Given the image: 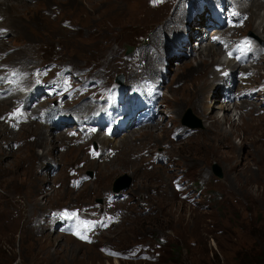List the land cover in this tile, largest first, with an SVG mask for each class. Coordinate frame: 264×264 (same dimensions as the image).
<instances>
[{
  "label": "rangeland",
  "instance_id": "rangeland-1",
  "mask_svg": "<svg viewBox=\"0 0 264 264\" xmlns=\"http://www.w3.org/2000/svg\"><path fill=\"white\" fill-rule=\"evenodd\" d=\"M21 1L31 9L23 10L18 21L2 6L0 69L29 71L59 63L93 71L105 86L123 74L126 86L146 79L148 73L155 78L161 65L167 64L168 72L161 85L158 123L139 132L129 129L112 137L55 131L54 142L47 139L51 145L45 147L37 143V132L53 130L40 122L25 123L13 134L2 131L0 264H262L264 7L257 8L253 21L249 10L245 27L234 34L257 35L259 56L243 65L237 76L228 75L237 79L231 87L236 98H226L232 110L223 128L240 125L233 137L236 147L227 157V149L218 150L219 140L202 132L214 118L224 117L215 98L226 97L218 77L237 64L228 68L218 45L223 68L216 67L212 57L200 63L204 53L195 52V46L212 43L215 31L206 29L201 19L193 23L186 16L185 0H141L145 7L135 17L117 11L102 19L83 14V0ZM253 1L249 6H264V1ZM173 14L179 15L177 21ZM181 27L187 29L190 51L184 48L188 44ZM178 31L177 51L183 55L163 59L168 35ZM197 35L202 39L196 40ZM205 79L210 84L202 87ZM197 89L201 92L193 94ZM84 99L69 102L67 109L75 111L76 104V111H81L86 102H94ZM9 101L0 108V131L3 125V130L9 127L5 115L17 105L16 99ZM210 104L215 107L207 109ZM90 145L102 154L92 153ZM105 167L112 170L109 177L101 173ZM65 208L81 216L71 220L75 230L60 233L50 213Z\"/></svg>",
  "mask_w": 264,
  "mask_h": 264
},
{
  "label": "bare ground",
  "instance_id": "bare-ground-1",
  "mask_svg": "<svg viewBox=\"0 0 264 264\" xmlns=\"http://www.w3.org/2000/svg\"><path fill=\"white\" fill-rule=\"evenodd\" d=\"M54 1L62 2L63 0H54ZM83 1H84L85 6H83L82 13L83 14L86 13L85 15H87V17L88 18H91V19H102V18H105V17H110V16H112L117 11H127L126 12V15L127 16L135 17L139 13V10H141V9H143L145 7V4L144 3H143V5L140 3L141 0H83ZM239 1H240V7L242 6L241 7V10L243 12H245V11L248 12L249 10L252 11V13H251L253 15V17L251 18L252 21L254 19V16L257 15V8L258 7H264L260 3H257L253 7H251V6H249L251 4H248L249 0H239ZM256 1L257 0H254L253 3L256 2ZM260 1H264V0H259V2ZM26 4L27 3H24L21 0H0V17H2L4 15L2 13V8H3L2 6H5L8 9L9 14L10 15H14L16 17V21H18L17 18L21 17V13L23 12V10L31 9L30 6L24 7ZM254 7H256V9ZM57 9L61 12V9H59V8H57ZM118 9H120V10H118ZM88 13H90V14H88ZM173 16H174L175 20L177 21L178 18H179V15L178 14L177 15L173 14ZM197 19H200V18L197 17L196 19H192L191 21L194 23V22L199 21ZM202 21L204 22L205 28L206 29H210V25L207 26L206 23H205V21L203 20V18H202ZM195 25L198 26V24H195ZM9 26L12 27V24L10 23ZM1 27L2 26H0V28ZM256 32L260 33L258 30ZM199 36L200 35H197L196 36V38H197L196 40H198ZM255 36L258 38L257 35H255ZM201 39H202V37H201ZM0 42H3V40H0ZM212 43H210L209 45H207L205 47L203 45H201V43H200L199 45H197L198 47L195 46L196 49H194V51L195 52H198L199 54L203 51L204 56H200L201 57L200 63H205L206 62V57H212V58H214L213 61H216V63H215L216 64L215 65L216 67L223 66V63L221 62L220 57H219L221 55H219V52L215 50V45L217 46V44L216 43H213L212 44ZM1 44H3V43H1ZM187 44H188V46H187L188 48L187 49H189L190 46L192 45L191 44V40H189ZM166 56L169 57V55H166ZM175 57H177V56H175ZM180 58H181V56H180ZM168 61H169V59H168ZM232 64L233 63L231 61H229V64H228L229 67L228 68H230L231 66H234L235 67L236 64H233V65ZM2 65H4V64H2ZM212 76H214V73L212 74ZM117 78L119 80L121 79L122 81H124L125 80V74H123L121 76H118ZM218 78L219 79H223V80L218 81V83H221L222 84L221 87H223V88H219V89L223 91L225 89V85L227 86V84H223V82L227 83L228 79L231 78V77H222L221 76V77H218ZM231 79H232V81L233 80H237L235 78H231ZM206 81H207V79H205L204 84L201 83L202 87L204 85L210 84V82L206 83ZM218 83H214V84H218ZM131 84H132L131 86H133L135 83H131ZM201 85H199V86H197L195 88H200ZM131 86H126V87H131ZM232 88H233V86H232ZM201 90H202V88H201ZM201 90L200 91H199V89L193 90V94H197V92H201ZM230 94H231V92H230ZM230 97H231V95H230ZM20 98H25V91H24V94H21L20 96H17L16 97V99H20ZM215 98H217L216 100L218 102H221L220 108H221V111H224L225 112L224 117H222V118H220V117L214 118L206 126V129L202 132V134L203 133L207 134V136H209V138H212V136L216 137V139L219 140L218 143H217V147L219 148L218 150H220V149L221 150L222 149H227L226 155H227V157H230L231 150L236 147L235 143H233V137L238 134V131H239L238 130V126L240 125V122L238 124H235L234 123V127H236V128H232V126H231L228 129H224L223 128L224 127L223 126L224 123L227 120H230V118L228 117V115L226 113L229 112L230 110H232V107H230V105H228L227 103H225L226 102V97H225L224 94L222 95V97H220V96L218 97L217 96ZM229 100H230V98L227 99V101H229ZM179 101H181V100H179ZM10 103H11L10 101L9 102H6V99L0 101V108H2V107L4 108V107H6V105H8ZM93 103H97V102L94 101ZM93 103L86 102V105H84V107L87 108V109H96L97 106L95 104H93ZM234 105H236V104H234ZM212 107L214 108L215 105H211L210 104L207 107V109H210ZM92 111H94V110H92ZM241 116H242V113L240 114V120H241ZM158 120L159 119H156L154 121V123L157 122ZM157 123H156V125H157ZM24 124L25 123L21 124L18 128L20 129ZM27 124H28V122H27ZM152 126H154V125H152ZM1 127H2V125H1ZM43 127H44V129L46 127V129L53 130V132H48L47 130L46 131L37 132V136H39V139L37 140V143L38 144H41V145H43L45 147L46 146H50L51 144H48L47 143V139H53L52 137H55L54 134H56L55 131L57 129L55 127H53L52 125H47V124L44 125ZM146 127L147 126L142 127L140 129H136V132H139V131L143 130ZM4 128H6V127L3 125V128L0 131V140L3 139L4 136H5V134L2 131H4V132L9 131V132H11L13 134V131L15 130L10 125L8 127L9 129L7 128V130H3ZM131 131H133V129H131ZM131 131L125 134V136L123 137V140L124 139L126 140L127 136L129 135V133H131ZM58 132H63V131H58ZM59 139H60V141H62L61 138H59ZM67 140H69V139L67 138ZM53 142H54V139H53ZM206 145H208V144H206ZM3 171H4V168L2 167V164L0 162V173L3 174ZM101 173L103 175L109 177L111 175V173H112V170L110 168L105 167L103 170H101Z\"/></svg>",
  "mask_w": 264,
  "mask_h": 264
},
{
  "label": "water",
  "instance_id": "water-1",
  "mask_svg": "<svg viewBox=\"0 0 264 264\" xmlns=\"http://www.w3.org/2000/svg\"><path fill=\"white\" fill-rule=\"evenodd\" d=\"M132 49L131 48H129L128 49V52H130ZM191 112V110L189 111V113ZM186 123L188 124V125H190L191 127H195L196 126V124H194V123H192V122H187L186 121ZM216 169H217V174H218V176H220V177H222L223 176V174H222V172H221V169H219V166L217 167V165H216ZM120 190V188H118L117 189V191H119Z\"/></svg>",
  "mask_w": 264,
  "mask_h": 264
},
{
  "label": "trees",
  "instance_id": "trees-1",
  "mask_svg": "<svg viewBox=\"0 0 264 264\" xmlns=\"http://www.w3.org/2000/svg\"><path fill=\"white\" fill-rule=\"evenodd\" d=\"M217 237H218V238H220V237H225V236H224V235H218ZM217 237H216V238H217ZM218 238H217V241H218V243L220 244V242H219V239H218ZM225 238H226V237H225ZM174 251H176V250H174ZM261 255H262L261 262H262V264H264V251L262 252V254H261Z\"/></svg>",
  "mask_w": 264,
  "mask_h": 264
},
{
  "label": "snow or ice",
  "instance_id": "snow-or-ice-1",
  "mask_svg": "<svg viewBox=\"0 0 264 264\" xmlns=\"http://www.w3.org/2000/svg\"><path fill=\"white\" fill-rule=\"evenodd\" d=\"M81 238H84V237H81Z\"/></svg>",
  "mask_w": 264,
  "mask_h": 264
}]
</instances>
